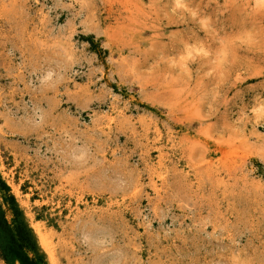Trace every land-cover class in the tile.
Masks as SVG:
<instances>
[{
	"label": "rangeland",
	"instance_id": "rangeland-1",
	"mask_svg": "<svg viewBox=\"0 0 264 264\" xmlns=\"http://www.w3.org/2000/svg\"><path fill=\"white\" fill-rule=\"evenodd\" d=\"M16 254L264 264V0H0Z\"/></svg>",
	"mask_w": 264,
	"mask_h": 264
},
{
	"label": "trees",
	"instance_id": "trees-1",
	"mask_svg": "<svg viewBox=\"0 0 264 264\" xmlns=\"http://www.w3.org/2000/svg\"><path fill=\"white\" fill-rule=\"evenodd\" d=\"M7 250H9V249H7ZM14 259H17V260H19L22 264H25V262H24L23 260H21V257H20L19 255H17V254H16V256H13V257H12V260H14Z\"/></svg>",
	"mask_w": 264,
	"mask_h": 264
},
{
	"label": "bare ground",
	"instance_id": "bare-ground-1",
	"mask_svg": "<svg viewBox=\"0 0 264 264\" xmlns=\"http://www.w3.org/2000/svg\"><path fill=\"white\" fill-rule=\"evenodd\" d=\"M23 200V199H22ZM26 207L29 209V205L27 204V202H26ZM28 211H30V210H28ZM30 217H31V219L30 220H32V222L33 221H35V216H33V214H30ZM40 237V236H39ZM46 238V237H45ZM43 240V239H42ZM47 242V241H46Z\"/></svg>",
	"mask_w": 264,
	"mask_h": 264
}]
</instances>
